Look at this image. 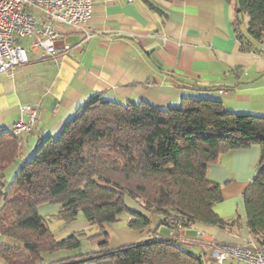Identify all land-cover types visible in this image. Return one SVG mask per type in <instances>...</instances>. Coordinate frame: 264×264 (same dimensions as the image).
Listing matches in <instances>:
<instances>
[{
	"label": "trees",
	"instance_id": "trees-1",
	"mask_svg": "<svg viewBox=\"0 0 264 264\" xmlns=\"http://www.w3.org/2000/svg\"><path fill=\"white\" fill-rule=\"evenodd\" d=\"M226 1L235 4L241 49L261 52L264 0ZM22 142L20 135L0 129V235L16 241L0 244L1 264H55L53 255L60 256L56 264L82 258L60 255L80 247L85 235L56 238L39 213L47 204H58V217L66 222L82 212L102 230L93 237L101 240L99 254L76 264H204L183 246L179 233L196 223L228 228L237 222L214 211L223 200L221 185L211 182L207 172L221 154L254 144L260 146V159L244 205L253 240L264 248L263 116L227 112L214 98H183L177 107L161 108L94 96L29 157ZM13 165L20 169L6 189L4 172ZM127 199L158 222L150 238L111 248L104 227L120 215L128 213L132 229L151 226V219L131 209Z\"/></svg>",
	"mask_w": 264,
	"mask_h": 264
},
{
	"label": "crops",
	"instance_id": "crops-1",
	"mask_svg": "<svg viewBox=\"0 0 264 264\" xmlns=\"http://www.w3.org/2000/svg\"><path fill=\"white\" fill-rule=\"evenodd\" d=\"M92 2L94 9L86 27L57 26L72 47L68 53L48 58L43 51L30 50L28 64L0 76V129L13 131L21 119L28 123L23 106H31L35 113L30 132L20 135L25 157L32 155L42 140L55 137L94 96L119 103L144 101L161 108L177 107L183 98H214L222 101L227 112L264 117V53L241 49L234 26V2ZM247 23L245 17L243 31ZM86 33L91 37L80 45ZM259 159L260 146L254 144L225 152L209 166L207 178L221 185L223 197L214 211L227 221L238 220L228 228L196 223L188 231H180V242L204 264H239L216 262L213 243L246 246L253 240L244 195ZM129 201L131 209L151 219V228L139 230L147 233L139 240H146L158 218ZM72 229L62 230L56 237L77 231ZM189 231L193 234L187 235ZM131 234L125 232V239L122 235L121 246L137 242ZM2 243L16 245L15 240L0 235ZM59 260V255L50 257L51 262Z\"/></svg>",
	"mask_w": 264,
	"mask_h": 264
},
{
	"label": "built area",
	"instance_id": "built-area-1",
	"mask_svg": "<svg viewBox=\"0 0 264 264\" xmlns=\"http://www.w3.org/2000/svg\"><path fill=\"white\" fill-rule=\"evenodd\" d=\"M92 0H0V76L30 62L29 51H43L45 57L55 58L71 50L57 26L82 29L93 13ZM90 33L81 41L84 44ZM260 50L264 53V43ZM29 122L19 120L13 129L16 135L28 134L35 122L31 106H23ZM203 238L204 233L198 232ZM216 262L226 260L239 264H264V248L254 240L249 245L214 244Z\"/></svg>",
	"mask_w": 264,
	"mask_h": 264
},
{
	"label": "rangeland",
	"instance_id": "rangeland-1",
	"mask_svg": "<svg viewBox=\"0 0 264 264\" xmlns=\"http://www.w3.org/2000/svg\"><path fill=\"white\" fill-rule=\"evenodd\" d=\"M19 166L18 165H13L10 169L4 172L5 175V188L7 189L10 184L12 183V180L14 177L17 175L19 172ZM130 201L128 200V203ZM58 211H59V205L58 204H47L44 207L39 209V213L44 216L45 221L50 228V230L55 234V236H59L60 232L62 230H65L66 228L69 229L72 227V230H77L76 232L70 231V234H77V235H85L80 237V247L75 248L69 252H62L60 255L64 256H82V260H77L76 258L72 259L70 263L76 264L80 261H85L86 259H90L91 256L99 254V252L102 250L101 246L98 245L100 238L94 239L96 236H98L100 233H102V230L96 226V225H90L87 224L88 222L84 218L82 212L79 213L77 219L73 222H66L63 219H60L58 217ZM128 220H129V215L128 213H124L120 215L119 220L115 223L111 224H106L105 225V231L108 233V245L111 248H116L120 247L121 240L125 239L126 237L124 236L125 232L132 233L131 235L134 236V238L139 242L142 238L147 236L146 232H141L139 233V230H135L129 227L128 225ZM87 225V227L85 226ZM156 226V225H155ZM153 226L152 229L155 227ZM151 228V227H150ZM185 231H188L185 230ZM57 234V235H56ZM187 235H191L193 233L187 232ZM66 235L65 237H67ZM122 235L124 236L122 239ZM61 237V238H65ZM94 237V238H93ZM141 237V238H140ZM57 238V237H56ZM59 239V238H58ZM140 239V240H139ZM132 243V242H131ZM127 243V244H131ZM136 243V242H134ZM126 245V244H125ZM123 246V245H122ZM67 262H61V264H68ZM59 263V262H55ZM44 264V263H43ZM86 264H101L96 261L91 262V263H86Z\"/></svg>",
	"mask_w": 264,
	"mask_h": 264
}]
</instances>
